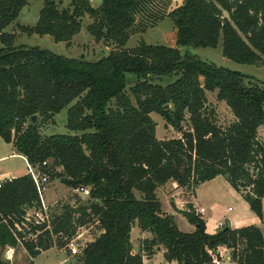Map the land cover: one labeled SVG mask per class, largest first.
I'll return each mask as SVG.
<instances>
[{
	"label": "trees",
	"instance_id": "16d2710c",
	"mask_svg": "<svg viewBox=\"0 0 264 264\" xmlns=\"http://www.w3.org/2000/svg\"><path fill=\"white\" fill-rule=\"evenodd\" d=\"M154 1L101 0L93 8L88 0H69L67 8H60L44 0L36 24L18 27L23 34L69 45L88 16L92 23L86 30L94 41L114 43L120 50L86 61L15 47V34L4 30L27 0H0V138L50 181L89 189L85 203L63 206L52 220L53 235L73 237L92 223L101 230L83 249L81 264H143L158 247L167 263L211 264L207 250L225 247L235 264H264V234L256 226L225 225L210 235L192 204L181 211L173 206L195 228L185 233L156 196L169 181L194 195L200 185L221 176L263 221L264 142L257 135L264 125V85L178 48L216 49L221 41L224 58L258 65L264 60V0H182L165 16L176 29V47L141 40L124 49L137 30L136 17L148 18L147 6ZM153 18L138 31L145 33L163 16ZM206 92H216L230 110L234 121L226 128L217 125ZM63 110L68 133L42 135L40 128L54 123ZM151 114L181 136L157 139ZM184 122L188 131H182ZM39 207L28 174L1 184L0 264H11L2 258L7 249L21 246L27 264L53 249L50 232L30 216ZM134 225L151 234L135 254Z\"/></svg>",
	"mask_w": 264,
	"mask_h": 264
},
{
	"label": "rangeland",
	"instance_id": "374dc122",
	"mask_svg": "<svg viewBox=\"0 0 264 264\" xmlns=\"http://www.w3.org/2000/svg\"><path fill=\"white\" fill-rule=\"evenodd\" d=\"M44 0H27V5L21 10L18 18L12 22L5 30L6 33H14L16 36L14 46H27V47H38L45 49L56 55H61L66 58L72 59H84L86 61L99 60L111 52L120 50L114 43H106L104 41L95 42L94 39L88 34L86 27L92 23V19L85 16L82 19V28L80 32L75 35L70 41L69 45L66 43H56L50 36H38V35H26L19 31V26L33 27L39 16V11L43 6ZM60 8H67L69 6V0H54ZM93 8H98L101 4V0H88ZM182 0H170V4L166 5L163 0H155L147 6V16L144 15L136 17V24L141 26L147 19H154L153 17L162 14L163 18L158 21V24L152 28L146 30L145 33H140L137 30L132 33L124 49L131 50L135 48L141 40L147 45H162L166 47L174 48L176 40V29L170 19L165 18L166 13L171 9L180 5ZM0 43V49L2 48ZM181 54H189L207 63H212L218 67H223L231 71L239 72L253 81L264 85V60L256 66L241 65L234 63L222 56L221 53V41L219 42L216 49H194L191 47L178 48ZM207 106L215 110V117L217 125L221 128H226L233 121L234 118L225 105L224 102H220L216 98V92H206ZM152 119L156 123L155 136L159 140L176 139L181 136L179 131L167 126L164 120L157 114H151ZM66 111L63 110L59 114L53 117L52 122L44 125L40 128V132L44 136H50L54 134H67L65 128ZM190 129L188 122L182 124V131H188ZM258 140L264 142V125L258 130ZM11 149L7 144L0 138V156H5V160L0 162V173H10V175H20L25 171L24 162L18 157H11ZM222 184V183H221ZM211 185H215L216 188L211 190L208 189L202 192L201 198L203 199V205L205 206L204 213L200 214L201 217L205 215L207 217L206 230L208 233H213L217 230L220 231L221 227L218 228V221L223 218L226 220L228 215L239 214L243 209L241 207V199L226 183V187L220 186L218 182ZM220 186V187H217ZM168 190V189H167ZM182 193L179 194L180 199L184 201H192V193L188 190L182 189ZM173 191L161 190L159 197L162 202L168 206L170 201H173ZM44 201L52 202V206H49L48 214L53 220L63 211V206L85 203L88 197H85L78 193L76 190L71 191L69 188L62 187V184L58 180L50 181L47 189L44 193ZM243 202V201H242ZM244 203V202H243ZM163 205V207H165ZM185 205L181 207L185 210ZM195 208V207H194ZM201 209V208H200ZM249 210V209H248ZM195 212L198 213L199 209L195 208ZM204 216V217H205ZM176 225L182 232H191L193 227L187 223V221L181 217L176 218ZM224 224V223H223ZM132 231L133 247L138 252V242L135 241V232L138 231L134 225ZM100 233V229L96 224H89L84 226L78 231V234L74 237L79 250H83L88 244L93 242ZM56 246L46 252L41 253L34 263L35 264H81L80 255L71 256L69 249L66 246V241L58 237L56 239ZM141 247V246H140ZM139 247V248H140ZM241 250V247L239 248ZM228 255L230 263L235 264L231 260L232 252L227 250L225 253ZM2 258L9 261L11 264H27L28 257L27 253L21 246L16 250L8 249L2 253ZM224 264L227 262L224 257ZM152 264H168L164 258L158 257Z\"/></svg>",
	"mask_w": 264,
	"mask_h": 264
},
{
	"label": "crops",
	"instance_id": "0c3cea01",
	"mask_svg": "<svg viewBox=\"0 0 264 264\" xmlns=\"http://www.w3.org/2000/svg\"><path fill=\"white\" fill-rule=\"evenodd\" d=\"M7 146H9L10 147V149H11V152H12V154H11V157H18V158H20L23 162H24V164H25V171L23 172V173H21L20 175H17V176H14V175H10V173H0V180H2V179H5V178H11V179H14V178H17V177H20V176H23V175H26L27 174V170H26V163H27V161L23 158V157H21V156H18V155H15L14 154V151H13V147H12V145L11 144H7ZM5 158H7V157H5V156H0V162H2L3 160H5ZM215 182H218L219 184H220V186H222V187H226V181H225V179L223 178V177H221V176H219V177H216L215 179H213L212 181H210V182H206V183H204V184H202V185H200L196 190H195V194L194 195H192V201L190 200V201H184L183 199H180V197H179V194L180 193H182L181 191H182V188H178L177 187V185H176V183H174L173 181H169V182H167L165 185H163V186H161L160 188H158L157 190H156V196H157V198L159 199V201H160V203H161V205H162V210L164 211V212H166L167 214H169V215H172L173 217H174V221L176 222V218H178V217H181V218H183V219H185L184 217H182L179 213H177L176 211H174V209H173V206L177 209V210H184L182 207H181V205H185L184 207L186 208V205L187 204H192L193 205V207H195V208H198V209H200V208H204L205 206L203 205V199L201 198V194H202V192H208L209 193V191H208V189L210 190V192H211V190H213V189H215L216 188V186L215 185H211V184H213V183H215ZM222 183V184H221ZM220 186H217V187H220ZM62 187H64V188H66L65 186H63L62 185ZM70 189V188H69ZM169 189H171L172 191H173V193H172V195L170 196V197H172V199H173V201H170L169 203H168V206H166L165 205V203L164 202H162V200H160V197H159V192L162 190H165V191H168ZM232 189V188H231ZM233 190V189H232ZM71 191H73L72 189H71ZM234 191V190H233ZM235 192V191H234ZM236 193V192H235ZM237 194V193H236ZM238 196H239V199H241V207H242V211L239 213V214H235V215H228V217H227V219L226 220H223V218L222 219H220L219 221H218V228L220 227L219 226V224H222L223 226H225V225H228L229 226V228L230 229H239V228H242V227H246V226H251V225H253V226H256L257 228H259L260 229V231H262V233L264 234V219H263V221H259V219L250 211V210H248L249 208H248V205L242 200V198L240 197V195L239 194H237ZM244 203H243V202ZM52 202L53 201H50V202H46V204L48 205V206H52ZM163 205H165V207H163ZM194 208V209H195ZM205 216V215H204ZM203 216V220H204V222H205V224H206V226H207V217L205 216L204 217ZM186 220V219H185ZM224 223V224H223ZM190 225V224H189ZM136 227H137V225H135ZM192 226V225H191ZM193 227V226H192ZM133 229H134V227H132V229H131V234H130V236H131V244H132V247L134 246L133 244V241H134V239H132V231H133ZM137 229H138V227H137ZM194 227H193V231H194ZM217 230L218 229H216V231L215 232H213V233H208L207 232V230H206V232L208 233V234H210V235H213V234H215V233H217ZM193 231H191V232H189V233H192ZM100 233H101V230H100ZM99 233V234H100ZM185 233H188V232H185ZM135 234H136V236H135V241L136 242H138V252L142 249V242H143V240H145V239H150L151 238V234L150 233H148V232H141L139 229H138V231L137 232H135ZM141 246V247H140ZM140 247V248H139ZM53 250V249H52ZM136 249L135 248H132V253H137V252H134ZM228 250V249H227ZM163 249H162V247H158L157 248V250H156V252L152 255V256H149V257H147V256H144V258H143V264H152L155 260H156V258H158V257H161V258H163ZM227 251H225V252H223V257H226V260H227V262L225 263V264H229L230 263V260H229V257H228V255L227 254H225ZM41 255V254H40ZM39 255V256H40ZM36 259V258H35ZM35 259H33V262L35 261ZM223 261H224V258H223ZM168 264H176L175 262H171V263H168Z\"/></svg>",
	"mask_w": 264,
	"mask_h": 264
},
{
	"label": "built area",
	"instance_id": "2783aa9c",
	"mask_svg": "<svg viewBox=\"0 0 264 264\" xmlns=\"http://www.w3.org/2000/svg\"><path fill=\"white\" fill-rule=\"evenodd\" d=\"M46 162L42 163V166H45ZM26 170L27 174L31 177L40 202V207L36 210H32L30 212V216L32 217V220L34 221V225H44L45 230H48L51 234V239L53 241L54 247L56 246V239L58 237L64 239L66 241V246L69 249V253L71 256L81 255L83 250H79L78 245L75 242L74 237L78 234V231L81 229L79 228L73 237H68L64 235H53L52 234V220L48 214L49 206L44 201V193L47 189V186L49 184V177L42 173L37 167L30 166L28 163H26ZM11 178H5L0 180V186L1 184L5 182H11ZM78 193L85 197H89V189L86 187H80L78 189H75ZM204 209H199L198 214H203ZM221 228L224 226L222 224H219ZM83 228V227H82ZM53 247V248H54ZM8 250V249H7ZM12 250V249H11ZM227 251L225 247H218L215 251L207 250L208 255L211 258V264H224L223 262V252Z\"/></svg>",
	"mask_w": 264,
	"mask_h": 264
},
{
	"label": "water",
	"instance_id": "95a60500",
	"mask_svg": "<svg viewBox=\"0 0 264 264\" xmlns=\"http://www.w3.org/2000/svg\"><path fill=\"white\" fill-rule=\"evenodd\" d=\"M166 108H167V107H166ZM31 120H32V123L34 124V123H35V121H36V117H35V116H34V117H32V119H31ZM225 229H229V226L227 225Z\"/></svg>",
	"mask_w": 264,
	"mask_h": 264
}]
</instances>
